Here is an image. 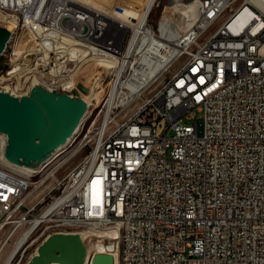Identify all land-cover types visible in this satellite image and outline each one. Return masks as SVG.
Returning <instances> with one entry per match:
<instances>
[{
    "label": "built area",
    "instance_id": "2783aa9c",
    "mask_svg": "<svg viewBox=\"0 0 264 264\" xmlns=\"http://www.w3.org/2000/svg\"><path fill=\"white\" fill-rule=\"evenodd\" d=\"M150 13L127 25L68 0H0V25L21 21L1 57L0 91L28 95L43 86L31 70L52 77L79 60L111 59L124 83L123 99L107 92L89 122L97 141L33 183L32 198L0 206V254L24 238L8 264H26L27 249L53 232L91 234V264L113 245L105 231L115 225H124L119 264H264V14L251 0H165L155 21ZM89 71L87 83L46 89L93 99L107 72ZM16 191L0 183V194Z\"/></svg>",
    "mask_w": 264,
    "mask_h": 264
},
{
    "label": "water",
    "instance_id": "95a60500",
    "mask_svg": "<svg viewBox=\"0 0 264 264\" xmlns=\"http://www.w3.org/2000/svg\"><path fill=\"white\" fill-rule=\"evenodd\" d=\"M12 32L0 25V57ZM79 88L87 93L82 85ZM88 109L80 96L34 85L28 95L0 91V132L6 135L4 157L9 162L38 168L74 135ZM89 245L78 232H53L26 264H84ZM91 264H114L109 253H97Z\"/></svg>",
    "mask_w": 264,
    "mask_h": 264
},
{
    "label": "bare ground",
    "instance_id": "6f19581e",
    "mask_svg": "<svg viewBox=\"0 0 264 264\" xmlns=\"http://www.w3.org/2000/svg\"><path fill=\"white\" fill-rule=\"evenodd\" d=\"M68 1L76 3L78 6H80V8L91 10V12L94 13H105L108 15L109 19L121 23H126L127 25L136 24V22L140 19L142 15L145 16L147 13L152 11L155 4V0H146V2L143 3L142 8H140V6L138 5L134 9L133 13L138 12V16L137 15H135V17L126 16L122 20L113 16L112 14H109L108 12H105L108 9V8L106 9V7L105 8L101 7L100 9H98L99 7L96 8L92 6L93 4L90 5L91 3L89 4L84 0H68ZM251 1L264 14V0H251ZM184 13L186 16H188L191 19L194 17V12L191 9L184 11ZM4 26L7 27L11 32L13 31V29L20 30L21 29L20 14H13V20L6 23ZM129 35H130V27H121V32H117V39H125V36H129ZM170 41H179V33H170ZM91 62L98 63V56H88V63ZM86 64H87V60H79L78 65L74 67V72L73 71L60 72L52 77H50L49 71H45L44 69H33L30 71V78L36 79V83L42 84L45 88H63L66 87V85H76L77 82L80 81L79 78L84 77L85 75L83 73V70ZM95 65L98 66L100 72H107V79L109 81L106 90H104L101 96V102L97 105V107H99L98 113H100L102 112V108H106L108 105L107 92L110 91L111 97H115L116 99H123L124 83L116 82V78H115L116 64H112L111 59H103V64H94V66ZM102 91L103 90H100V92ZM89 93H91V91ZM88 109L85 113L84 118L82 119L81 128L79 126L76 132L74 133V135L65 144V146L57 150L47 161L43 163L42 167L37 169L36 171H30L24 167L10 163L7 160L6 162H4L2 160V156L0 155V172H4V173H0V183H4V186H11V190H17L16 192H10L8 195L0 194V206H5V208H13L16 202L20 200L32 198L33 183H41L44 180H47V178L50 175V172L57 170L59 163L68 160L69 157L77 153L78 147H83L85 145L86 138H90V141H97V139H99V132H93V128H90L88 126V128L85 129L84 131V121L90 118V116H88V112H89ZM81 135H83L82 138L76 141L77 138H79ZM67 145H69L70 148H66ZM0 151H2L1 137H0ZM13 177H18L21 181H24L25 183H11V179H13ZM114 228L117 231L110 230L112 236V237L110 236L111 238L106 239L107 236H105L106 244H113L112 246L106 247V249L109 250V252L106 253L112 254L113 257H115L117 250V239L119 240L120 235L124 234V225H115ZM24 232H33V225H24ZM82 235L84 241H86L89 246L94 244V239L92 238L91 234L84 232L82 233ZM22 238L16 239V241H13L9 244L11 245V248L2 264H8L9 260L11 259L12 255L16 252V250L19 247L24 246V238L23 239ZM53 264H56V262H54Z\"/></svg>",
    "mask_w": 264,
    "mask_h": 264
},
{
    "label": "rangeland",
    "instance_id": "374dc122",
    "mask_svg": "<svg viewBox=\"0 0 264 264\" xmlns=\"http://www.w3.org/2000/svg\"><path fill=\"white\" fill-rule=\"evenodd\" d=\"M86 2H88L90 5L100 9L101 7L102 8H105L106 7V11L105 12H108L109 14H112L113 16L119 18V19H124L126 16H129V17H135V15L138 16V12L136 13H133L134 9L139 5L140 8H142L143 6V3L146 2V0H84ZM94 2V3H93ZM165 4V0H156L155 4H154V7L149 15V19L151 21H155L160 12H161V9H162V6ZM91 6V7H92ZM130 10V11H129ZM132 13V14H131ZM122 16V17H121ZM125 21V20H124ZM17 35V36H16ZM17 37V38H16ZM20 37H21V31L18 30V29H13L12 31V37L9 41V43L7 44V47H12L15 43H18L19 40H20ZM12 42V43H11ZM263 49H264V44H263ZM2 57V56H1ZM0 57V63H2V58ZM92 63V62H91ZM87 69H90L89 73H90V76L95 77V74H100L101 72L99 71L98 69V66L97 65H91V66H87V64L85 65V68L83 70V73L85 75H87ZM92 72V74H91ZM100 72V73H99ZM79 80L81 81H84V82H88L87 79H85L84 77H80ZM92 80V79H91ZM108 79L107 81H103L101 83V86H100V90H103L102 92H100L101 94H99V91H96V88H93L91 90V93H89L90 95H93V99L91 97H87L85 95H82L83 98L86 99L87 102H89V112H88V116H90V118L86 121H84V131L85 129L88 128L89 126V122L90 121H93L95 120L96 116L99 115L98 113V110H99V107H97V105L101 102V96L104 92V90H106L107 88V85H108ZM100 100V101H99ZM97 107V108H96ZM87 118V117H86ZM98 120H101V116H98ZM80 128H81V124H80ZM83 135H81L79 138H77L76 141L80 140V138H82ZM66 148H70L69 145L66 146ZM81 158V154H78L76 155L71 161H69L66 165V169L69 168L70 166H72L73 164H75L79 159ZM110 230H114V231H117L115 228L114 229H106L105 231V236H107L106 239L108 238H111V231ZM109 235V236H108ZM111 236V237H110ZM1 237V236H0ZM45 238V235H43L39 240L35 241L28 249H27V252L25 254V257H24V261L23 262H26L30 256L36 252V248L37 246L41 243V241ZM14 240V238L12 239V241ZM11 241V242H12ZM96 245L98 246V248H101L103 247V244L101 243H98V242H95ZM117 243H118V239H117ZM24 247V246H23ZM11 248V245H7L2 253L0 254V264L3 263L5 257L7 256L9 250ZM106 252H109V250L106 249ZM119 258H120V252H119V249H118V245H117V250H116V254H115V257H114V262L115 264H119Z\"/></svg>",
    "mask_w": 264,
    "mask_h": 264
}]
</instances>
